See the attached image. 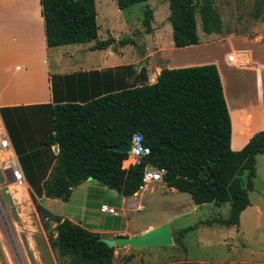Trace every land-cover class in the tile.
Returning a JSON list of instances; mask_svg holds the SVG:
<instances>
[{"label":"trees","instance_id":"trees-1","mask_svg":"<svg viewBox=\"0 0 264 264\" xmlns=\"http://www.w3.org/2000/svg\"><path fill=\"white\" fill-rule=\"evenodd\" d=\"M146 1L116 3L123 10ZM167 1L175 47L199 43L197 18L203 33L222 32L214 0ZM39 4L47 48L92 41L91 50L115 43L137 44L131 36L99 38L95 0H39ZM153 18L146 5L145 33L152 31ZM124 68L129 66L53 74V104L0 107L3 125L32 189L34 206L42 219L51 216L56 223L49 244L58 261L114 264L117 259V247L99 240L101 234L49 215L38 201L43 195L68 201L73 188L90 178L130 197L141 183L144 167L154 165L166 169L163 182L167 186L188 193L194 204L229 203L226 216L172 230L174 243H181L201 224L238 227L241 213L250 205L256 157L264 152V130L253 134L241 149L231 148V119L217 66L163 67L154 82L142 84H134L131 76V80L124 79ZM25 110L28 117L50 120L47 131L37 138L23 116ZM135 133L141 135L149 154L125 168L128 154L112 146L129 142ZM135 256L130 253L126 260Z\"/></svg>","mask_w":264,"mask_h":264},{"label":"rangeland","instance_id":"rangeland-1","mask_svg":"<svg viewBox=\"0 0 264 264\" xmlns=\"http://www.w3.org/2000/svg\"><path fill=\"white\" fill-rule=\"evenodd\" d=\"M146 5L153 11L154 18L152 22L167 23L171 27L167 18L169 14L167 0H147L146 2L132 4L123 10L118 8L116 0H95L99 38H107L111 35L118 40L131 36L136 40L137 44L135 46L131 44L121 45L119 43L110 46L112 51L121 50L120 54L123 60L126 59V62L132 64L134 69L135 67H144V69L147 67L146 58L135 61L137 57L143 56L142 51L145 49V40L143 39H149L150 37V35H146L148 33H145L142 25L143 12ZM214 6L221 17L222 32L220 34L203 33L200 28V21L197 18L199 43L190 45L185 50H178L179 48L168 50L167 54L173 60L183 58L194 60L205 58L203 59L205 62L218 60L222 72L225 74L227 71L228 85H225V92L233 118L232 146L236 148L242 144L243 136L247 133L244 128L247 127V124H243L239 118L237 107L240 103L235 100L236 91L239 89V94H241L239 99L241 98L244 102L248 97L255 96V87L249 81L247 84H243L240 81L237 82V68L231 65L227 66L224 59L225 53L232 50L227 37H232L233 42H235L236 38L252 35L257 31L263 33L264 0H214ZM255 25H259L258 30H254ZM166 41V38H164L161 44L167 48ZM90 43H93V41ZM74 45L79 44H72L68 47H76ZM81 45L83 44H80L79 47ZM234 46L236 47V45ZM88 48V46L84 47L85 50ZM106 49H103L104 51L93 50V52H87L84 54L83 60L81 56L77 55L78 62L75 63L77 60V56H75L72 59V62L74 61L72 66H77L80 62L81 66H87L89 60L95 59L93 56L101 57L102 54L106 53ZM118 54L116 52L114 55L113 58L115 60H118L121 56ZM50 56L51 69H54L53 59L56 56V50H52ZM65 61L67 62L68 58ZM130 71L128 68H124L122 73L127 74ZM22 113L27 118L29 130L33 132L34 137L37 138L38 134L40 135L47 131L50 122L49 118L44 117L38 121V119L28 117L30 113L27 110ZM45 121L47 122L44 123ZM27 124L24 122L22 124V128L26 131L28 128ZM248 128L251 130V125ZM256 159L257 174L254 177V189L249 192L251 205L240 215V230H236L235 226H223L217 223L212 225L201 224L195 230L188 232L181 243L173 242L170 246H151V248H164L166 253L164 255L173 256L171 259L178 261L176 264H264V156L259 155ZM95 182L107 190H91L89 192L91 196H89V205L92 204L91 201L95 198L97 200H106L114 192L119 195L115 202L116 209L119 211L118 216L98 213L97 211H92L91 207H87V215L93 216V218L87 219H93V223L101 230L108 229L115 224H123L126 220H128L132 228H137L148 224H158L167 218H173L172 225L174 227L184 228L194 225L202 219L226 216L229 212V203L221 206L206 203L192 209L194 202L188 193L161 186V182H153L149 184L142 194L136 195L137 202L142 205V208L137 209L135 206L127 205L126 213L123 215L119 209L121 205L118 200L122 194L116 190H111L96 180ZM19 190V187L11 183L9 175L0 168V225H2L0 259L5 264H55L56 262H59V264H70L69 258H62L58 261L54 250L50 247L49 241L56 234L54 230L56 223L51 216L44 219L41 218V214L38 213L32 201L31 188L27 189L29 196L20 194L19 198L14 197V194L19 192ZM83 190V188H78L69 202L46 197L42 199L41 204L51 208L56 213L72 210L74 213H79L80 209L77 206L85 207L86 205V192ZM48 213L53 215L50 212ZM102 236L110 237L107 233L102 234ZM120 249L118 258L115 261L117 264L125 263L123 258L129 255L122 251H133L130 247H122ZM136 255L140 256V258L137 257L134 260L135 262H143L150 259V257L146 259L145 255H139V252ZM127 261L129 262V260Z\"/></svg>","mask_w":264,"mask_h":264},{"label":"crops","instance_id":"crops-1","mask_svg":"<svg viewBox=\"0 0 264 264\" xmlns=\"http://www.w3.org/2000/svg\"><path fill=\"white\" fill-rule=\"evenodd\" d=\"M258 29L259 25H255L254 30ZM146 35H150V37L149 39H143L145 40V49H143L142 51L143 56L137 57V59L135 60L138 61V59L146 58L145 63H147V67L145 69L144 67H135V69H137V71H135L132 64L127 63L126 59L123 60V57L120 54L121 50L112 51L110 47L106 49V53L102 54L101 57L97 58L96 56H93L95 59L89 60L87 66H81V62L77 66H72L74 65V61L72 62V59L75 56L79 55L83 60L84 54H86L87 52H93V50L90 49V46L93 43H80L83 45H81L80 47V44L74 45L76 47L72 48L68 47L72 44L47 48L45 43L43 18L41 15L39 0H0V107L53 104L52 84L50 80V77L53 74L65 75L78 71L102 70L101 68L105 69L116 66H129L128 69L131 70L130 73L122 74V77L124 79L131 80V76L133 83L142 84L146 81L149 83L154 82L163 67L174 68L214 63L217 66L220 74L223 91L230 114L231 148L233 150L241 149L253 134L258 131L264 130V32L261 33L257 31L252 35L250 34L251 36L248 35L242 36L241 38H236L235 42H233L232 37H227V40L232 46V50H229L225 53L224 59L227 66L231 65L237 68V82L240 81L243 82V84H247V82L249 81L255 87V96L253 95L251 97H248L246 100H244V102L241 98L239 99V96H241V94H239V89H237L236 91L235 100H238V102L240 103L237 107V110L239 111V118L241 119L243 124H247V127H244L247 133L243 136V142L239 147L236 148L232 146L233 118L230 113V106L228 104L225 92L226 86L228 85L227 71L225 72V74L222 72L218 60L205 62L203 60L205 58L196 60L191 58L175 60L170 59V56L167 54L168 50H176V48H179L178 50H185L188 49L190 45L185 47H175L172 40V28L167 23H159L153 21L152 31ZM164 38H166L167 40V48L163 47L161 44ZM234 45H236V47ZM85 46H88L89 48L85 50ZM52 50H56V56L53 59L54 69H51L52 64L50 62V52ZM116 52L119 53L118 55H121L118 60H115V58H113ZM231 53H234L236 55L238 59L237 63H232L227 60V56ZM67 58L69 62L65 61V59ZM76 62H78V56L75 63ZM247 62L248 64H246ZM139 74L140 76H138ZM236 117L238 119V115ZM249 125H251L252 127L251 130L250 128H248ZM0 135L1 137L4 135L8 136L1 116ZM8 138L12 146V152L18 158L11 139L9 136ZM52 149L53 152L56 153L53 147ZM2 155L3 153L2 151H0V160L2 159ZM259 155L264 156V152ZM123 167H127L125 160L123 161ZM161 183V186H166L167 188L177 190L174 187L167 186L163 181ZM28 188L31 187L26 180L25 186L19 187L20 190L19 192L14 194V197L19 198L20 194H27L29 196V191H27ZM78 188H83V191L86 192V205L85 207L77 206L80 209L79 213H74L73 210L56 213L51 208L42 204L41 205L51 214L61 217L62 220L68 219L101 235L107 233L110 235V237L119 235H137L149 228L155 227L165 222L170 223L171 231L181 229L172 225L173 218H167L166 220L158 224H148L144 227L137 228H132L128 220H126L123 224H115L108 229H98L96 227V224L93 223V219H87L93 218V216L91 217L90 215H87V207H91L92 211L102 213L100 212L99 207L102 203H106L116 209L115 202L116 198H118L119 195L114 192L113 194H110V197L106 198V200H97L95 198L91 201L92 204L89 205V192L91 190L94 191L97 189H107H105V187L101 185H98V183L95 182V179L90 178L73 188L70 199H72L74 192ZM46 197L47 196L45 195L39 197V202L41 203L42 199ZM69 200L64 202H69ZM118 200L121 205L119 209L123 215L126 213L127 205L135 206L137 209L142 208V205L138 204L136 196L132 195L130 197H126L124 195H121ZM197 206L199 205L193 204L192 209H195ZM118 215L119 211L116 209V214L111 216ZM240 228L241 227L239 225L238 227H236V230H240ZM1 234L2 225H0V236H2ZM120 248L117 247L115 251L117 258L120 253L119 250H121ZM122 252H126L127 255L130 253L136 255L137 252H139V255H145L146 259H149L150 257L149 260H144L143 262L134 261L137 257L140 258V256L137 255L131 258L129 262H126L125 257L123 258V261L125 260V263L123 264H176L178 262L171 259L173 256H165L166 253L164 248L152 249L151 246H149L140 248L137 252L134 249L132 252H129L128 250H124ZM201 262L203 263V261ZM0 264L5 263L0 259ZM55 264L58 263L56 262Z\"/></svg>","mask_w":264,"mask_h":264},{"label":"built area","instance_id":"built-area-1","mask_svg":"<svg viewBox=\"0 0 264 264\" xmlns=\"http://www.w3.org/2000/svg\"><path fill=\"white\" fill-rule=\"evenodd\" d=\"M227 60L237 63L238 59L234 53L227 56ZM130 150L127 152L126 166L138 164L145 156L149 154V148L143 144L140 134L135 133L130 140ZM0 151H2V159L0 160V168L7 173L11 179V183L17 187L25 186L26 180L21 169L20 162L16 155L12 152V146L7 135L0 137ZM126 167V168H127ZM166 169L154 165H146L136 192L133 196L142 194L145 189L153 182H162ZM100 212L108 214H116V209L106 203H102L99 207Z\"/></svg>","mask_w":264,"mask_h":264},{"label":"water","instance_id":"water-1","mask_svg":"<svg viewBox=\"0 0 264 264\" xmlns=\"http://www.w3.org/2000/svg\"><path fill=\"white\" fill-rule=\"evenodd\" d=\"M131 143H123L112 146L113 149L127 153L130 150ZM54 151H58V147L54 146ZM99 240L109 247H131L136 252L143 247L149 246H170L173 244L172 231L170 223L165 222L155 227L149 228L140 234L125 236L119 235L115 237H100Z\"/></svg>","mask_w":264,"mask_h":264},{"label":"bare ground","instance_id":"bare-ground-1","mask_svg":"<svg viewBox=\"0 0 264 264\" xmlns=\"http://www.w3.org/2000/svg\"><path fill=\"white\" fill-rule=\"evenodd\" d=\"M126 164H127V161H126Z\"/></svg>","mask_w":264,"mask_h":264}]
</instances>
